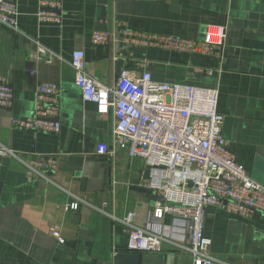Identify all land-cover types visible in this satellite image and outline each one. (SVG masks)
Returning a JSON list of instances; mask_svg holds the SVG:
<instances>
[{
  "label": "crops",
  "instance_id": "1",
  "mask_svg": "<svg viewBox=\"0 0 264 264\" xmlns=\"http://www.w3.org/2000/svg\"><path fill=\"white\" fill-rule=\"evenodd\" d=\"M16 5L18 30L0 24V80L13 91L12 107L0 108V146L15 154L0 157V264H115L128 246L120 221L132 213L143 227L156 202L140 191L142 161L113 143L114 115L99 116L82 101L70 66L75 51L105 85L122 72L146 71L154 82L217 90L222 137L235 162L264 187V0H62L60 25L37 21L38 0ZM209 27L226 29L221 60L126 43L119 32L203 40ZM96 31L113 33V40L94 46ZM38 47L53 60L37 59ZM37 83L59 87L56 134L12 125L33 116ZM100 143L114 157L97 155ZM46 159L53 168L27 173L28 164ZM203 236L214 264H264L263 214L240 220L209 207ZM176 245L138 253L137 264H193Z\"/></svg>",
  "mask_w": 264,
  "mask_h": 264
},
{
  "label": "built area",
  "instance_id": "2",
  "mask_svg": "<svg viewBox=\"0 0 264 264\" xmlns=\"http://www.w3.org/2000/svg\"><path fill=\"white\" fill-rule=\"evenodd\" d=\"M16 2L0 0V24L15 31L19 27ZM35 16L39 23L60 25L62 0H38ZM119 32L126 43L218 60L226 43L225 27H209L203 40ZM112 40L113 33L96 31L92 35L94 46ZM35 57L48 63L53 60L43 47L37 48ZM70 66L82 101L94 104L99 116L114 115L113 143L126 149L130 160L142 161L147 174L144 187L162 199L154 202L143 227L135 224L132 213L120 221L128 237L126 253L160 252L162 244L170 242L187 253L193 264H214L211 241L203 236L207 208L223 210L240 220L264 215V187L235 162L222 137L218 91L154 82L146 71L139 76L122 72L105 85L86 72L83 51L73 52ZM140 66L146 67V62ZM58 95L57 85L37 83L33 116L26 121L13 119V127L31 133H58ZM12 105L13 91L0 80V108ZM97 155L114 157L106 143L97 146ZM5 156L15 154L0 146V157ZM53 166L51 160H42L28 164L27 173ZM69 208L76 210L77 204ZM166 217L171 218L169 225L164 223ZM52 235L62 242L58 231Z\"/></svg>",
  "mask_w": 264,
  "mask_h": 264
},
{
  "label": "water",
  "instance_id": "3",
  "mask_svg": "<svg viewBox=\"0 0 264 264\" xmlns=\"http://www.w3.org/2000/svg\"><path fill=\"white\" fill-rule=\"evenodd\" d=\"M140 191L148 195L151 200L162 202V199L154 195L150 190L142 188ZM138 259L139 254L137 253H118L115 256V264H137Z\"/></svg>",
  "mask_w": 264,
  "mask_h": 264
}]
</instances>
